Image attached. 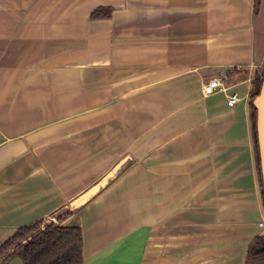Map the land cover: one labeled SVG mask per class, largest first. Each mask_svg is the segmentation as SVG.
<instances>
[{
  "label": "crops",
  "instance_id": "0c3cea01",
  "mask_svg": "<svg viewBox=\"0 0 264 264\" xmlns=\"http://www.w3.org/2000/svg\"><path fill=\"white\" fill-rule=\"evenodd\" d=\"M263 58L264 0H0V243L71 206L82 264H242L264 231ZM214 74L225 89L203 95Z\"/></svg>",
  "mask_w": 264,
  "mask_h": 264
},
{
  "label": "trees",
  "instance_id": "16d2710c",
  "mask_svg": "<svg viewBox=\"0 0 264 264\" xmlns=\"http://www.w3.org/2000/svg\"><path fill=\"white\" fill-rule=\"evenodd\" d=\"M258 1L253 0V12L257 8ZM110 13L109 8L97 7L91 11L90 15L95 18L107 17ZM263 68L264 58L250 77L247 109L251 128L255 174L259 187L261 209L264 213V194L255 139V109L251 103L252 98L258 92ZM102 177L87 188L89 189L97 183L92 191L81 198L82 200L93 195L108 179V177ZM68 207L71 208V206ZM68 207L58 208L47 217H41L30 224L19 226L12 235L0 243V264H7L13 256H18L22 264H82L80 227L60 224L72 211ZM262 259H264V231L249 242L242 264H256Z\"/></svg>",
  "mask_w": 264,
  "mask_h": 264
},
{
  "label": "water",
  "instance_id": "95a60500",
  "mask_svg": "<svg viewBox=\"0 0 264 264\" xmlns=\"http://www.w3.org/2000/svg\"><path fill=\"white\" fill-rule=\"evenodd\" d=\"M254 109H255V139L257 145V154H258V163H259V172H260V179L262 184V190L264 194V68L262 73L261 82L259 85V89L257 94L252 98L251 101ZM127 157H123L118 160L102 177L105 178L107 175H110L113 171H115L125 160ZM96 185H93L86 191L78 194L73 199L69 201V204H74L75 202L79 201L82 197H84L87 193L92 191Z\"/></svg>",
  "mask_w": 264,
  "mask_h": 264
},
{
  "label": "built area",
  "instance_id": "2783aa9c",
  "mask_svg": "<svg viewBox=\"0 0 264 264\" xmlns=\"http://www.w3.org/2000/svg\"><path fill=\"white\" fill-rule=\"evenodd\" d=\"M225 84L222 74H214L206 77L201 84V91L203 95L211 94L215 91L224 90ZM239 99L235 90H230L225 94V104L233 105ZM258 227L264 229V220L257 223Z\"/></svg>",
  "mask_w": 264,
  "mask_h": 264
},
{
  "label": "rangeland",
  "instance_id": "374dc122",
  "mask_svg": "<svg viewBox=\"0 0 264 264\" xmlns=\"http://www.w3.org/2000/svg\"><path fill=\"white\" fill-rule=\"evenodd\" d=\"M95 8H97V7H95ZM94 8V9H95ZM102 8H104V7H102ZM110 9V8H109ZM111 10V9H110ZM108 17V16H107ZM111 177V176H110ZM109 178V177H108ZM256 264H264V259H262L261 261H259V262H257Z\"/></svg>",
  "mask_w": 264,
  "mask_h": 264
}]
</instances>
